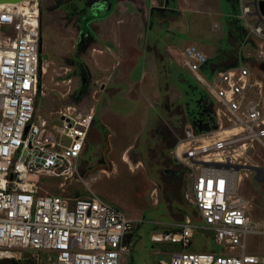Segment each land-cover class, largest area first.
I'll return each instance as SVG.
<instances>
[{
  "label": "built area",
  "instance_id": "1",
  "mask_svg": "<svg viewBox=\"0 0 264 264\" xmlns=\"http://www.w3.org/2000/svg\"><path fill=\"white\" fill-rule=\"evenodd\" d=\"M28 8L0 4V259H11L14 249L22 248L33 254V264H122L133 245L128 237L134 221L96 194H62L67 183L82 179L96 110L67 105L55 127L38 113V0H29ZM254 12L251 2L243 5V16ZM260 23L254 26L257 34L264 32ZM208 63L196 45L182 51L181 65L204 90L219 127L201 130L191 122L172 151L191 172L188 199L202 224L186 218L171 231L152 233L151 240L183 248L163 264H264V255L246 252L247 236L260 232L237 195L233 167L246 146L263 142L264 79L240 62L215 69L209 82L203 74ZM198 230L209 231L223 250H186Z\"/></svg>",
  "mask_w": 264,
  "mask_h": 264
},
{
  "label": "rangeland",
  "instance_id": "2",
  "mask_svg": "<svg viewBox=\"0 0 264 264\" xmlns=\"http://www.w3.org/2000/svg\"><path fill=\"white\" fill-rule=\"evenodd\" d=\"M104 1L38 0L42 45L38 113L55 127L61 123L57 116L59 111L67 105H75L82 110L95 108L96 119L81 165L82 179L67 183L62 194L70 198L96 194L119 207L134 221L128 237L133 245L122 264H163L170 260L173 251L183 248L171 243H154L152 233L171 231L186 218L202 224L196 208L188 199L193 182L191 172L177 162L172 151L184 137L185 129L191 126L187 106L190 104V109H195V101L204 90L182 67V51L186 46L178 43L173 45L172 58L163 52L159 56L157 70L151 72L146 67L147 73L141 77L142 59L138 63L134 62V56L122 60L119 48L122 44V48L126 44L135 46L134 35L138 30L130 29L128 25L133 22L123 19L135 11L141 13L142 5L127 1L124 6L118 0L107 16L108 11L96 8H102ZM145 1L149 6L150 0ZM253 1L244 0L241 5L235 2L236 18L223 21L224 31L220 32L218 39H222L221 44L224 45L218 47L222 50L227 48L231 39L229 27H232L236 32L232 34V40L248 53L247 63L242 62L264 79V32L257 34L254 31V15H242L243 5ZM167 14L170 23L183 26L184 32L179 38L185 44L192 41L206 44L198 38H209L220 30L214 26L218 21L216 18L210 16L205 21L200 12H181L180 16L172 12ZM90 16L95 22L88 24ZM157 17L163 20L161 16ZM140 22L146 31L153 28L147 18H141ZM115 32L123 35L114 38L116 45L112 43ZM152 34L148 31L143 37V42L144 38L148 41L144 43L147 51L150 50ZM162 35L164 44L170 36L177 38L172 31L164 29ZM163 47L167 49L166 44ZM229 49L233 51L235 48ZM225 57L226 54L220 51L214 62L223 61ZM203 74L212 82L210 71ZM143 94L157 97L150 101ZM152 103L155 107H150ZM212 109L206 100L201 112L202 118L215 130L219 122ZM149 120L155 123L150 124ZM126 156L130 162L125 160ZM234 160L235 165L264 167V139L263 142H253L245 157L238 156ZM171 170L184 172L175 176ZM236 171L242 176L237 195L249 201L248 214L260 232L247 236L246 252L264 255V181L256 178L254 170L242 168ZM59 191L53 188V192ZM186 250L221 252L223 246L214 241L209 231L198 230ZM13 254L11 259H0V264L36 262L26 249L16 248Z\"/></svg>",
  "mask_w": 264,
  "mask_h": 264
},
{
  "label": "crops",
  "instance_id": "3",
  "mask_svg": "<svg viewBox=\"0 0 264 264\" xmlns=\"http://www.w3.org/2000/svg\"><path fill=\"white\" fill-rule=\"evenodd\" d=\"M118 0H106L104 1V3L102 4V8H98L97 9H101V10H105L108 11L107 12V16L113 11L114 6L116 4ZM131 2L132 4H137V3H141V13H139L138 11H135L131 14H128L126 16H124L125 18H121V20L123 19L125 20H131L133 23H129L128 27L130 29H136L138 31L135 32V39H134V45H129L126 44L124 48H122V45L119 48V53L121 55L122 60L123 59H127V58H132V56H134V62L136 61L138 63V60L142 59V63H143V70L141 73V77L144 76L145 73H147L146 71L148 70L147 68H150V71L153 72L155 70H157V65H158V61H159V56L161 57L163 54V52L165 54L168 55V57L172 58V53L174 52V48L173 45L174 43H178V44H182L185 45L186 47L189 45H196L198 46L202 51H204L207 56L209 57V60L211 62L208 63V66L205 67L203 70L204 71H210L211 74L215 69H218L220 67H230L233 65H236L240 62H246V57H248V53H246V49H244L243 46H238L236 45V43L232 40V34H236L235 30L232 29V27H229L231 29L230 32V41L229 43H227V48L225 49H221L220 45H224L221 44V40L219 41L218 39V35H220L221 31H224V20H226L227 18H233L236 16V12L234 11V4L236 2V4H240L243 3L244 0H195L194 2H191L190 0H150L149 1V6H147L146 1L145 0H121L122 5L125 6V2ZM222 3H223V8H222ZM236 4H235V9H236ZM179 5L177 7V9H175V6ZM129 6L126 5V8H128ZM95 9V7L93 8ZM225 9V10H224ZM177 11V12H175ZM167 12H172V13H176V16H180L179 13L181 12H200L201 14V18L203 20H207L208 21V17H214L216 18L218 21H216L214 23V26L217 28H220V30L218 31V33L214 36H211L209 38H205V37H200L198 39H203L204 42H206V44L204 43H197V42H187L186 44L182 42V40L179 38L180 35L184 32V28L183 26L181 27L178 24H173L170 23V16L167 14ZM127 14V13H126ZM161 16L160 18H163V20H160L157 16L158 15ZM142 15V16H140ZM157 15V16H156ZM106 16V17H107ZM91 18V16L89 17ZM145 20V18H147V20L149 21V26L152 25L153 28H148V30H144L142 23L140 22V20ZM236 18V17H235ZM256 19L255 24L260 23L261 21H264V17L261 19L259 18L256 14L254 15V17ZM157 19L159 21H157ZM91 22H95L93 17ZM168 22V23H167ZM121 28V27H120ZM175 28V29H174ZM164 29V31H172L177 38H172V36L168 37L167 42H165L167 49L164 48L163 46L165 45L164 43H162L163 38H162V30ZM116 31V29H115ZM123 31V30H122ZM148 31H151L152 34V41L150 42V50L147 51L144 47V43L148 41L146 40V38H144L145 42H143V37L147 36ZM138 32V33H137ZM115 35V36H114ZM113 38H112V43H114L116 45V42L114 40V38H118L119 35L120 37H122V34H116V32L114 33ZM131 36H133V34H130ZM128 35V37L130 38L131 36ZM118 36V37H117ZM167 36H164V38H166ZM237 38L238 40L240 39V35L237 31ZM224 40V38H223ZM111 43V44H112ZM131 44H133L131 42ZM119 45V44H118ZM235 48L233 49H229V48ZM220 51H222L223 53L226 54L225 60L223 61H218V62H214V60L219 56ZM132 53V54H131ZM245 63V64H246ZM247 65V64H246ZM147 67V68H146ZM253 73V72H252ZM138 78V77H137ZM140 78H138L137 81H139ZM143 97H145V99H148L150 101L156 99V95H151V96H145L143 94ZM155 107L154 104L152 103V105H150V107ZM158 113V112H157ZM157 120H158V115H157ZM156 120V121H157ZM151 123L150 124H154L155 122H153L152 120H149ZM149 121L148 124L149 125ZM146 128V126H145ZM144 128V129H145ZM142 131V129H141Z\"/></svg>",
  "mask_w": 264,
  "mask_h": 264
},
{
  "label": "trees",
  "instance_id": "4",
  "mask_svg": "<svg viewBox=\"0 0 264 264\" xmlns=\"http://www.w3.org/2000/svg\"><path fill=\"white\" fill-rule=\"evenodd\" d=\"M91 18H88L87 21H91ZM86 21V22H87ZM87 24V23H86ZM88 25V24H87ZM209 62H211L209 60ZM41 76V73H40ZM39 83H40V79H39ZM207 95L203 92H201V96L196 99V103H195V109H190V104H189V108H188V117L189 120L193 123V125L197 128V129H201V130H211V126L209 123H207L205 121V119L202 118L203 113L201 112V109L204 107V105L206 104V100H207ZM198 110V112H197Z\"/></svg>",
  "mask_w": 264,
  "mask_h": 264
},
{
  "label": "water",
  "instance_id": "5",
  "mask_svg": "<svg viewBox=\"0 0 264 264\" xmlns=\"http://www.w3.org/2000/svg\"><path fill=\"white\" fill-rule=\"evenodd\" d=\"M24 0H0V4H13V3H19ZM252 5L254 6L255 12L259 18L264 17V0H254L252 2ZM40 52L42 53V45L40 47ZM230 166V165H229ZM236 170H240L242 168L248 169V170H254L256 172V178L259 181H264V167L259 166H247V165H234L233 166Z\"/></svg>",
  "mask_w": 264,
  "mask_h": 264
},
{
  "label": "bare ground",
  "instance_id": "6",
  "mask_svg": "<svg viewBox=\"0 0 264 264\" xmlns=\"http://www.w3.org/2000/svg\"><path fill=\"white\" fill-rule=\"evenodd\" d=\"M13 5H17V6H23L24 8H26L28 11H29V8H28V5H29V0H24V1H22V2H19V3H13ZM248 149H249V146H246V148L242 151V153L240 154V155H238L240 158L241 157H245L246 156V153H247V151H248ZM125 160L126 161H128V162H130V159L128 158V156H126V158H125ZM237 175H238V183H237V187H238V184H239V182H240V180H241V178H242V176H241V172H235ZM238 189V188H237ZM244 200H245V203L247 204V209L249 208V201L247 200V199H245V198H243Z\"/></svg>",
  "mask_w": 264,
  "mask_h": 264
},
{
  "label": "flooded vegetation",
  "instance_id": "7",
  "mask_svg": "<svg viewBox=\"0 0 264 264\" xmlns=\"http://www.w3.org/2000/svg\"><path fill=\"white\" fill-rule=\"evenodd\" d=\"M76 7H77V5H76ZM171 174H173V175H175V176H179V175H181L182 174V172H184L183 170H179V171H173V170H171Z\"/></svg>",
  "mask_w": 264,
  "mask_h": 264
}]
</instances>
